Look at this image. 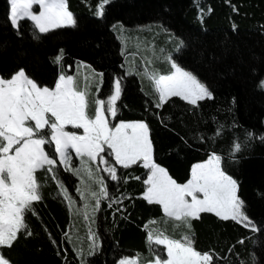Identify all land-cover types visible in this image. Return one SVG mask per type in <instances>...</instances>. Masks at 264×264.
I'll list each match as a JSON object with an SVG mask.
<instances>
[{
	"label": "trees",
	"instance_id": "16d2710c",
	"mask_svg": "<svg viewBox=\"0 0 264 264\" xmlns=\"http://www.w3.org/2000/svg\"><path fill=\"white\" fill-rule=\"evenodd\" d=\"M100 3L66 0L75 23L39 33L27 18L14 26L8 0H0V76L9 79L23 69L40 87H52L61 68L69 74L79 61L87 63L97 78L78 77L76 85L87 89L89 117L95 98L106 99L119 80L116 116L106 113L109 126L146 123L153 161L179 184L188 181L194 164L218 155L251 223L202 212L190 229L177 226L161 205L144 199L149 169L141 161L128 168L116 164L105 146L119 179L98 162L96 174L109 194L99 207L55 156L52 171L46 165L35 173L42 198L25 213L31 235L19 233L11 248L2 249L4 256L11 264H116L129 256L146 264L165 257L164 246L148 240L149 232H164L176 240L189 235L194 249L213 255L214 264H264V0H108L98 16ZM156 26L183 42L172 57L211 98L192 105L170 96L157 107L154 82L138 55L124 57L119 37L121 27ZM44 149L54 153L52 143Z\"/></svg>",
	"mask_w": 264,
	"mask_h": 264
},
{
	"label": "snow or ice",
	"instance_id": "6c2138e0",
	"mask_svg": "<svg viewBox=\"0 0 264 264\" xmlns=\"http://www.w3.org/2000/svg\"><path fill=\"white\" fill-rule=\"evenodd\" d=\"M106 3L108 0H101L97 15L103 14ZM33 4L39 5L41 11L38 14L33 12ZM25 18L34 22L39 33L75 23L72 13L67 10L66 0H11V23L18 26L19 21ZM59 59L60 56L57 57ZM171 67L175 70L171 75L153 73L149 76L158 92L157 107L170 96H180L192 105L211 98L208 88L191 73L183 71L175 63ZM76 87L72 76L63 75L54 89L40 87L28 78L23 69L11 79L0 78V264H11L3 254L4 247L11 248L22 231L31 235L24 217L27 211L33 210V202L42 198L36 171L46 165L47 170L52 171L57 162L55 156L67 166L70 149H74L78 156L86 155L90 161L99 160L106 166L104 171L112 180L119 177L116 168L109 166L105 146L114 154L116 164L124 168L142 160L143 166L151 172L145 181L149 187L144 199L161 205L163 213L177 226L190 229L191 219H198L202 212H214L224 220H247L242 211V201L236 195L237 182L221 170L219 157L213 155L207 163L194 165L191 179L186 184H177L165 169L153 161L146 123L121 122L114 129L109 128L106 113L116 116V102L121 94L119 80L106 99L94 101V118L88 115L85 93L76 91ZM261 87H264V81H261ZM68 124L83 129V135L65 131ZM49 143L54 145V153L45 152L43 146ZM239 147V144L235 145L236 150ZM93 182L100 184L99 192H90L99 207L101 197L109 194L104 178ZM198 193H203L202 199ZM186 196L191 197V202ZM148 240L167 248L168 258L163 264H214L213 255L201 254L194 249L189 235L176 240L164 232H149ZM120 264L136 262L121 260ZM156 264H161L159 258Z\"/></svg>",
	"mask_w": 264,
	"mask_h": 264
},
{
	"label": "rangeland",
	"instance_id": "374dc122",
	"mask_svg": "<svg viewBox=\"0 0 264 264\" xmlns=\"http://www.w3.org/2000/svg\"><path fill=\"white\" fill-rule=\"evenodd\" d=\"M8 2H9V17H11V0H8ZM35 6L38 7L37 10L35 9ZM40 11H41V9H40L39 5L33 4V12L38 14ZM96 14H97V10H96ZM98 16H101V15H98ZM73 19H74V17H73ZM119 37L121 38L124 57L128 59V57H133V55H138L140 57L141 62H142L141 66H142L143 71H145L149 75H151L153 73L158 74V75H171L172 72L175 71L171 67V65L173 63H175L177 65V67L181 68L183 71L191 73L190 71L179 66L174 61V59L172 57V52L178 48L177 47L178 43L175 41V38L172 35L167 34V32L165 30H163L157 26L156 27L139 28V29L134 30V31L124 30L123 27H121L119 30ZM163 68L165 69V72L160 71ZM65 70H68V66L65 68ZM62 75L65 77L72 76L74 78L75 84H76V79L78 77L86 78L89 81L97 78L92 67L90 65H88L87 63L80 62V61L76 64L75 70H73L72 73L68 74L65 71H63V68H61L59 70L56 82L59 80L60 76H62ZM192 75L200 83H202L194 74H192ZM0 78H2V77L0 76ZM9 79H11V78H9ZM56 82H55V84H56ZM55 84L49 88L54 89ZM114 88H115V86H114ZM75 90L84 92L85 95L87 92V89H85V88H82L80 90L76 87ZM89 90L90 89H88V91ZM98 98L99 97H96L95 100ZM86 99H87V95H86ZM99 99H101V98H99ZM91 118H94V117H91ZM106 120H107V117H106ZM132 122H138V121H132ZM107 123H108V120H107ZM125 123H128V122H125ZM117 124H119V122L116 123V125ZM108 126H109V123H108ZM115 126L113 128H111L109 126V128L114 129ZM65 131L70 132V133L75 132L77 135H83V129H77V128L73 127L71 124L65 125ZM68 155H69L68 165L65 166L63 163H61V164L64 167H67V168L73 170V172L78 177V180L80 181L81 186L85 187L87 189V191L89 190L90 192H97L98 183H94L93 181L99 178V176L96 174V166H97L99 160L94 162V161H90L86 155L83 157L78 156V155H76L74 149H70ZM213 155L219 157L216 154H212L211 156H213ZM113 156H114V154H113ZM210 157H208L205 161L196 163L195 165L207 163L209 161ZM58 161H59V157H58ZM141 162L143 163L142 160H141ZM220 168H221V165H220ZM221 170H222V168H221ZM90 173H91V178H90ZM150 174H151V172L148 174V176ZM225 175L229 176L226 173H225ZM229 177H231V176H229ZM147 179H148V177H147ZM177 184H179V183H177ZM184 184H186V183H184ZM180 185H183V184H180ZM81 186H80V188H81ZM148 187H149V185L147 186V188ZM146 191H147V189H146ZM80 194H81V192H80ZM197 195L199 198H201V199L203 198V193H198ZM185 198L187 200H189V202H191V197L186 196ZM242 222H244L246 224L251 223L248 219L245 221H242ZM162 246H164V245H162ZM164 250H165V257L164 258L156 257V259L153 262H149L146 264H156V261L158 258L161 260V264H163V261L167 260V258H168L167 257V248L165 246H164ZM201 254H203V253H201ZM121 260H132V261H135L136 264H139L137 262L135 256H132V257L129 256V257L122 258L116 264H120Z\"/></svg>",
	"mask_w": 264,
	"mask_h": 264
},
{
	"label": "crops",
	"instance_id": "0c3cea01",
	"mask_svg": "<svg viewBox=\"0 0 264 264\" xmlns=\"http://www.w3.org/2000/svg\"><path fill=\"white\" fill-rule=\"evenodd\" d=\"M68 10V9H67ZM121 122H132V121H121ZM121 122H119V123H121ZM195 165V164H194ZM193 165V166H194ZM193 166H192V168H193ZM192 168H191V175H190V178L188 179V181L191 179V176H192ZM149 173H150V170H149ZM187 181V182H188ZM187 182H185V183H187Z\"/></svg>",
	"mask_w": 264,
	"mask_h": 264
}]
</instances>
